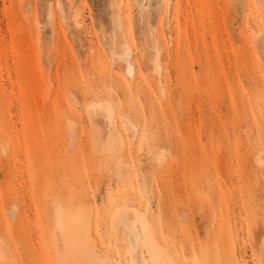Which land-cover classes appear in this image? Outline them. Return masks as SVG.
Wrapping results in <instances>:
<instances>
[{
	"label": "rangeland",
	"instance_id": "1",
	"mask_svg": "<svg viewBox=\"0 0 264 264\" xmlns=\"http://www.w3.org/2000/svg\"><path fill=\"white\" fill-rule=\"evenodd\" d=\"M263 37L264 0H0V264H264Z\"/></svg>",
	"mask_w": 264,
	"mask_h": 264
},
{
	"label": "bare ground",
	"instance_id": "2",
	"mask_svg": "<svg viewBox=\"0 0 264 264\" xmlns=\"http://www.w3.org/2000/svg\"><path fill=\"white\" fill-rule=\"evenodd\" d=\"M60 5V4H59ZM61 7V6H60ZM262 41H264V37L262 38ZM129 50V49H128ZM127 52V51H126ZM128 52H130V50L128 51ZM127 52V53H128ZM128 72L130 73V74H132V72H133V67H132V65L130 64V63H128ZM260 158H262V157H260ZM259 160V159H258ZM264 160V159H263ZM118 170H121L120 168H118ZM122 171V170H121Z\"/></svg>",
	"mask_w": 264,
	"mask_h": 264
}]
</instances>
